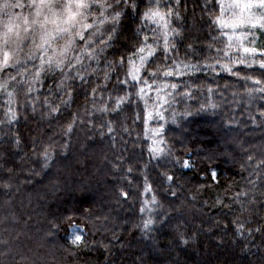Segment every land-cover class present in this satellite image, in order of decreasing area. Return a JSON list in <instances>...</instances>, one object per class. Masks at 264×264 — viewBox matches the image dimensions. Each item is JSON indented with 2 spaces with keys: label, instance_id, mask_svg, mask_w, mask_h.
<instances>
[{
  "label": "trees",
  "instance_id": "obj_1",
  "mask_svg": "<svg viewBox=\"0 0 264 264\" xmlns=\"http://www.w3.org/2000/svg\"><path fill=\"white\" fill-rule=\"evenodd\" d=\"M137 3L93 9L62 68L37 78L40 52L2 72L0 224L20 223L0 225L19 248L0 264H264V31L249 63L224 51L214 0H160V22ZM144 37L133 80L118 61Z\"/></svg>",
  "mask_w": 264,
  "mask_h": 264
},
{
  "label": "snow or ice",
  "instance_id": "obj_2",
  "mask_svg": "<svg viewBox=\"0 0 264 264\" xmlns=\"http://www.w3.org/2000/svg\"><path fill=\"white\" fill-rule=\"evenodd\" d=\"M215 6L219 8L220 14L216 16L215 22L224 26V27H236L237 23H249L253 27H256L257 25L261 28H264V0H232L231 3H227L226 0H214ZM121 4L130 7V8H137L138 3L137 0H114L113 3H107L106 0L103 3H98L97 0H30V3L28 7L32 8L35 13V17H39L42 14V11L44 9H49L50 11L55 10V12H59L60 16L63 17V23L67 25V27H61L57 28L55 33L52 35L46 34V38L43 39V43L38 45V48L41 50V63L39 67H37L36 70V77L38 78L42 72H45L47 70H51L53 68L59 69L62 68L64 65L63 59H54L53 57L49 56L46 60L43 59V51L45 50L46 46L51 45V41L62 38L64 34L69 35V39L65 42L64 47L61 49L60 55L66 56L67 52L72 48V46L75 43V37L79 36L82 40L84 39V32L82 29H91L93 27L92 24L89 23H81V20H87L88 15H90L93 11V9L103 10L106 8H118ZM3 7L5 9L11 8V7H24L22 4H9L5 2L3 4ZM253 9H259L260 10V16L255 17V14L252 13ZM248 13L252 16V18L245 21L244 14ZM173 9L171 7L167 8V12H164L160 8V0H153V6L149 7L144 13L143 18L145 19H152L156 22H160L165 20V17L168 15H172ZM230 14L231 19L226 20L225 17ZM121 13L119 11L115 12V16H113V20H118ZM59 18V17H58ZM47 20V17H45ZM29 21L27 18H24V24H28ZM32 24H37L39 21L37 19H33L31 21ZM77 25H79V28H77ZM43 27V24L40 25ZM12 27L9 25H5V30L3 33V43L5 46L9 43V33L12 32ZM28 29L25 28V32H27ZM115 28H111V30L108 33L109 40L112 39L113 33H115ZM148 37H144L143 41L141 42V46L136 48L133 52H131L127 57L121 56L118 63H125L129 65L127 75L131 76L133 80L137 79V73L140 71V66L136 64V57L138 53H143L145 51V48L148 47V45L145 43L147 41ZM107 43V42H105ZM245 53H256L255 48H244L243 49ZM151 54V53H150ZM264 55V53H261ZM139 60L141 61V64H143L144 57L139 56ZM11 56L10 53L4 52L2 56H0V65L8 66L10 62ZM243 62V61H241ZM45 65H47V68H45ZM69 67H72L73 65L69 63ZM261 67H264V62L261 63ZM11 79H15L12 77ZM259 83V81H257ZM261 91H264V89H261ZM11 111V110H9ZM14 117V114H13ZM69 129L71 128V125L68 126ZM157 152H162L163 149H156ZM45 157H47V152L44 153ZM185 166L188 165V162H184ZM167 179L172 180L173 177L168 176ZM123 195L126 197L127 193H123ZM155 200V198H153ZM143 211V209H141ZM151 223V221H146L144 224V227L147 228L148 225ZM236 222H234L235 224ZM238 230L244 229V224H238L237 225ZM256 231H259L260 229H255ZM251 231V229H249ZM83 236L79 234H73L71 243L73 245H79L80 243H83Z\"/></svg>",
  "mask_w": 264,
  "mask_h": 264
},
{
  "label": "rangeland",
  "instance_id": "obj_3",
  "mask_svg": "<svg viewBox=\"0 0 264 264\" xmlns=\"http://www.w3.org/2000/svg\"><path fill=\"white\" fill-rule=\"evenodd\" d=\"M7 2L9 4H22L24 7H11L8 9H5L3 7V4ZM5 2H0V56L4 52L10 53L11 59L8 64V66H3L0 65V90L5 88L7 86L6 80H2V72L5 69L8 68H18L19 64H21L22 61H24L25 58L34 56L35 54H38L41 52V50L38 48V45L43 43L42 38H46V34L52 35L55 33L57 28L61 27H67L63 23V17L60 16L59 12H55V10L50 11L49 9H44L42 11V14L39 17H35L34 10L30 7H28L30 0H7ZM227 3H231L232 0H226ZM26 3V4H25ZM27 6V7H26ZM252 13L255 14V17L260 16V10L259 9H253ZM47 17V20L45 19ZM59 17V18H58ZM24 18H27L29 23L26 25L24 24ZM245 21L248 19L252 18V16L248 13L244 14ZM33 19H37L39 23L37 24H32L31 21ZM226 20L231 19V15L228 14L225 17ZM81 23H86L85 20H81ZM43 24V27L40 25ZM5 25H9L12 27V32L9 33V43L7 46L4 45L3 43V33L5 30ZM222 29L226 32V45L224 46V51L227 52L228 54L234 55L235 53H238L239 55H243V57L247 60L249 63H254L258 62L255 60V55L256 53L260 52L257 50L253 44V36L255 32L260 28L258 25L256 27H253L251 24L245 22V23H237L236 27H224L220 25ZM25 28L28 29L27 32H25ZM77 28H79V25H77ZM194 28V27H193ZM84 29H82L83 31ZM196 33V30L194 31ZM78 37V36H77ZM76 38V37H75ZM69 39L68 34H64L62 38H57L53 41H51L49 49L52 50V54L50 55L54 59H63L64 56L60 55L61 49L64 47L65 42ZM45 48V49H46ZM244 48H255L256 53H245ZM217 50V49H216ZM264 53V51L262 52ZM259 62H264V55L261 61ZM180 72L179 67H170L164 71V73L167 76H176ZM139 72L136 74L138 76ZM22 100L27 99L25 96V93H22ZM188 165L186 166L187 168L191 167V164L189 160H187ZM66 184V183H65ZM30 204H33V202H30ZM12 219H3L0 225L3 224H11L9 222H12V226L10 228V231L12 233L16 232V225H19V221H10ZM8 234V233H7ZM73 234H79L84 237L86 234V229L82 224L79 223H73L69 227L68 231V239L71 242ZM10 238V243L9 242H0L2 247L4 249H7V252L4 253H14V251H19V248L17 247V244L15 242V238L12 235L8 234ZM27 240H31V237L25 236ZM44 251V249H40V251ZM47 255H31L29 258L26 259V262L28 264H41V263H52L49 261L46 257Z\"/></svg>",
  "mask_w": 264,
  "mask_h": 264
}]
</instances>
